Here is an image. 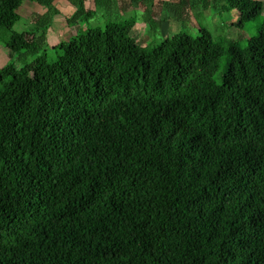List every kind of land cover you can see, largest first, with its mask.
<instances>
[{
	"label": "trees",
	"instance_id": "1",
	"mask_svg": "<svg viewBox=\"0 0 264 264\" xmlns=\"http://www.w3.org/2000/svg\"><path fill=\"white\" fill-rule=\"evenodd\" d=\"M24 1L0 0V264H264V17L240 48L164 37L155 17L189 19V0H130L129 19L68 0L79 27L49 48L53 0L14 32ZM224 2L241 31L263 10ZM100 9L116 17L90 25Z\"/></svg>",
	"mask_w": 264,
	"mask_h": 264
},
{
	"label": "rangeland",
	"instance_id": "2",
	"mask_svg": "<svg viewBox=\"0 0 264 264\" xmlns=\"http://www.w3.org/2000/svg\"><path fill=\"white\" fill-rule=\"evenodd\" d=\"M260 1H262L264 4V0H260ZM208 2H209V7L202 8L200 6V4L198 3V0H191V8H190L191 18H193L194 21H192L191 18H189V19H186L184 21L178 22V30L175 32L172 31V28H170V26H167V24H165L166 21H164V20H166V19H165V17L163 18V16H165L164 14H162L163 15L162 16L163 21L161 20V17L160 18L155 17V19L159 23V27H160L159 30H160L161 34H163L165 37L168 34H171V33L173 34V33H177V32L182 31V32L188 33L192 36H196L199 34V28H205L212 34V36L215 39H220L222 37H225L228 39L236 40L238 42V45L240 48L245 47L247 44V40L250 37L255 36L257 34L260 23L262 22V19L264 17V11L263 10H262V13L260 16L256 17L255 19H253L252 21L247 23L245 25V28L243 29V31H241V30L237 29L236 27H230V25L227 23L226 13L223 12V6L225 4L224 0H209ZM43 7H44L43 5L36 3L34 0L24 1L22 6L18 10V14L20 16V19L15 23V25L13 27V31L20 33V32L32 30L34 28V26L31 22L32 16L30 15V13L34 14V13L38 12L40 9H42ZM59 11L62 14L66 13V11H63L62 9H59ZM199 11H201V16L199 15V13H197ZM138 13H139V11H138ZM170 13L171 12H168V16H166V18L167 17L171 18ZM114 14L115 13L113 11V13H110V15H106L104 13V10L100 9L98 11L97 17H95L94 19H91L89 21V23L92 26L104 27L106 25L107 21L109 20V18L112 17V20H113V16L116 17V15H114ZM134 16H136V13L133 10H130V11L126 12V14L121 15V18H119V19H129V18H133ZM232 16H234L236 18L235 13ZM57 25H58V23L56 22L54 24L53 28L55 29V35L60 36L61 35V33L59 32L60 27H59V25L57 27ZM66 29H67V27L63 31H65ZM76 30H77V28H75L73 30L71 29L70 33L74 34ZM133 31H134L133 33H134L135 39L140 43H144L146 40H149L151 38L152 27L149 24L148 25L140 24ZM70 33H67L66 36L64 38H62V41L69 39L72 36ZM164 37L163 36L160 37V35H157V38H158L157 42L161 41V39ZM49 48H51V47H49ZM8 54H9L8 49H6L4 47V45L0 42V67H3L4 65H6L10 62V58H9ZM50 58L53 59V56H51ZM32 59H33V57L29 58V60H32ZM228 59L229 58H228L227 54L222 55V57L219 61L218 70L216 71V73L214 74V77H213L216 83L220 82L221 75L224 72V69L226 67ZM12 60L15 61V58Z\"/></svg>",
	"mask_w": 264,
	"mask_h": 264
},
{
	"label": "crops",
	"instance_id": "3",
	"mask_svg": "<svg viewBox=\"0 0 264 264\" xmlns=\"http://www.w3.org/2000/svg\"><path fill=\"white\" fill-rule=\"evenodd\" d=\"M34 1L36 3H38V4H40L38 2L39 0H34ZM133 2L134 1L125 0L123 3H121L119 5V7H118V9L120 11V14L121 15H124V14H126V12H128L130 10H133L136 13V15L138 17H140L141 12H140V10L138 8V5H137V3H133ZM198 3L200 4V6L202 8L209 7V2L207 3V5H203L201 3V1L198 0ZM52 6L55 8L56 13L54 14V16L52 18L51 25H50L49 29L47 30V34H46V42L48 41L47 42V45L49 47H51V48L54 47L55 45H57L59 42H61L62 41V38H64L67 33H70V30L71 29L73 30V29L79 27V26H71L70 27L67 24V22H66V17L71 16L74 13V11H75V7H74V5L70 1H68V0H53ZM189 6L191 8V0H189ZM86 7H90V4H87L86 3ZM43 8L40 9L38 12H36L34 14L33 13L32 14L30 13V15L32 16L31 17V22H32L33 25H34V22L33 21H34V18L36 16H42V15L46 14L47 9H46V7H43ZM59 9H62L63 11H66V13L65 14L60 13ZM138 11H139L140 14L138 13ZM263 11H264V4H263ZM190 13H191V10H190ZM197 13H199V15L201 16V11H199ZM191 20L194 21L193 18H191ZM56 22L58 23V25L60 27V30H59V32L61 33L60 36L59 35H57V36L55 35V29L53 28V26H54V24ZM168 22L167 23L165 22V24H167V26H170V28H172V31L173 32H175V31L178 30V22H174V21H172V22L170 21L171 23L170 22L168 23ZM234 22H235V20H234ZM227 23L230 25V21H228ZM140 24L148 25L147 23H144V22H138L136 24V26L134 27V29L137 26H139ZM58 25H57V27H58ZM66 27H67V29L65 31H63ZM82 27H84V26H82ZM70 34L73 35V33H70Z\"/></svg>",
	"mask_w": 264,
	"mask_h": 264
}]
</instances>
